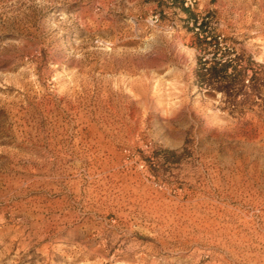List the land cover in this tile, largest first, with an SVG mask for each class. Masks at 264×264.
Returning a JSON list of instances; mask_svg holds the SVG:
<instances>
[{
  "label": "rangeland",
  "instance_id": "1",
  "mask_svg": "<svg viewBox=\"0 0 264 264\" xmlns=\"http://www.w3.org/2000/svg\"><path fill=\"white\" fill-rule=\"evenodd\" d=\"M0 264H264V0H0Z\"/></svg>",
  "mask_w": 264,
  "mask_h": 264
},
{
  "label": "trees",
  "instance_id": "2",
  "mask_svg": "<svg viewBox=\"0 0 264 264\" xmlns=\"http://www.w3.org/2000/svg\"><path fill=\"white\" fill-rule=\"evenodd\" d=\"M183 10H185V12H187L186 9H183ZM224 69H225V66H224Z\"/></svg>",
  "mask_w": 264,
  "mask_h": 264
}]
</instances>
